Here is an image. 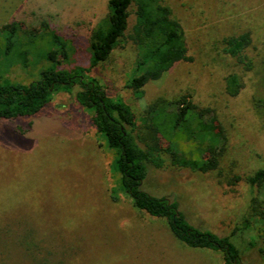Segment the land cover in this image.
Masks as SVG:
<instances>
[{"label": "rangeland", "instance_id": "obj_1", "mask_svg": "<svg viewBox=\"0 0 264 264\" xmlns=\"http://www.w3.org/2000/svg\"><path fill=\"white\" fill-rule=\"evenodd\" d=\"M161 1L183 29L190 60L147 83L140 99L125 88L136 58L130 43L122 41L106 61L92 64L90 36L108 0H0V43L11 23L36 32L48 23L68 45V58H58L57 68L86 70L130 107L138 123L158 99L185 95L210 109L226 136L218 169L195 173L165 157L162 168H148L141 190L175 202L199 230L230 237L243 263L264 264L257 249L260 223L249 217V187L244 180L228 184L264 168V0ZM134 21L131 8L126 34ZM243 33L251 37L244 51L250 71L223 44ZM49 66L29 61L4 77L28 84ZM232 74L242 83L236 96L226 93ZM90 119L72 96L56 92L35 117L0 120V264H223L219 252L180 244L164 220L136 210L118 191L113 153ZM176 145L186 160L202 162L183 136Z\"/></svg>", "mask_w": 264, "mask_h": 264}, {"label": "trees", "instance_id": "obj_2", "mask_svg": "<svg viewBox=\"0 0 264 264\" xmlns=\"http://www.w3.org/2000/svg\"><path fill=\"white\" fill-rule=\"evenodd\" d=\"M134 24L126 34L130 9ZM122 41L136 50L131 78L125 83L136 99L144 86L159 80L178 62L189 61L184 32L171 10L161 0H108L105 16L91 32L93 65L106 61ZM225 52L243 71L252 69L244 51L251 44L249 33L223 40ZM58 58H68L67 42L42 22L36 31L11 23L2 31L0 43V120L37 116L56 92L73 97L74 102L90 113L91 126L104 138L113 153V170L118 175V191L133 207L150 217L164 220L172 236L190 249L211 250L222 255L223 264H245L241 251L230 237H218L191 225L175 202L154 197L141 190L148 168L160 169L165 157L175 168L195 173L214 172L225 151L226 136L217 125L213 112L194 104L189 96L173 100L158 99L143 111L141 125L130 107L119 97H111L99 82L82 68L71 71L57 68ZM29 61L50 64L40 68L28 84L14 83L4 76L13 68H27ZM4 77V78H3ZM241 79L226 78V93L236 96ZM194 144L201 163L186 160L176 145L177 136ZM241 180L249 187V217L260 223L258 253L264 259V168ZM256 240L249 243L256 245Z\"/></svg>", "mask_w": 264, "mask_h": 264}]
</instances>
